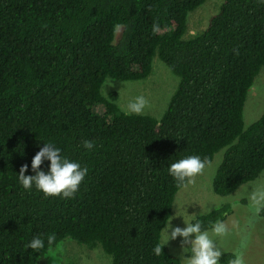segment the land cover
Wrapping results in <instances>:
<instances>
[{"label":"trees","instance_id":"trees-1","mask_svg":"<svg viewBox=\"0 0 264 264\" xmlns=\"http://www.w3.org/2000/svg\"><path fill=\"white\" fill-rule=\"evenodd\" d=\"M205 2L0 0V264H40L50 234L59 245L101 247L112 264H181L165 246L153 252L182 189L170 165L191 155L211 164L225 150L212 185L220 197L264 172V113L244 124L264 68V0H224L206 29L187 37L189 15ZM156 57L179 77L160 119L127 115L117 92L102 95L108 78L147 80ZM44 143L88 168L74 197L19 182L24 164L35 175ZM230 214L225 204L196 219L210 231ZM37 236L39 252L27 247ZM233 258L222 254L220 264Z\"/></svg>","mask_w":264,"mask_h":264},{"label":"rangeland","instance_id":"rangeland-1","mask_svg":"<svg viewBox=\"0 0 264 264\" xmlns=\"http://www.w3.org/2000/svg\"><path fill=\"white\" fill-rule=\"evenodd\" d=\"M223 1L206 0L203 6L192 12L188 17L187 37L195 36L203 32L208 25L209 19L218 12ZM178 85L179 77L174 75L156 57L153 62L152 75L147 80L123 82L108 78L102 87V95L108 97L111 93L117 92L119 95L118 105L122 110L129 100L142 95L149 101V107L141 115H148L160 119L166 111L168 103L177 90ZM95 112L100 115L105 112V109L100 105L95 108ZM263 113L264 68H262L256 78L255 84L246 101L244 108L245 129L255 123ZM224 153L225 150L217 153L213 162L205 168L203 174L195 177L193 184L182 188L178 192L173 205L172 217L169 220L173 228L185 227L184 219L192 222L193 217L191 215L193 214L199 217L225 204L231 206V214L225 221L229 227L232 228L233 221H238L241 227L244 225L246 220L245 207L247 204L244 194L247 188L251 191V184H254L258 180H264V172L257 180L242 186L234 194L228 197L217 196L213 192L212 185L218 167L223 160ZM170 232L171 229H169ZM164 236L165 230L162 233V238ZM182 239V237H177L175 240H169L164 245L171 254L179 259H181L183 253L181 246ZM242 239L243 237L239 229L234 230L229 237L220 241V246L223 250L222 254L233 253L236 248L242 246ZM243 250L246 264H264V222L257 224L250 231L246 246H244ZM40 264H112V260L105 254L101 247L95 250H88L74 241L67 240L60 244L58 252L54 248L53 251L43 257Z\"/></svg>","mask_w":264,"mask_h":264},{"label":"clouds","instance_id":"clouds-1","mask_svg":"<svg viewBox=\"0 0 264 264\" xmlns=\"http://www.w3.org/2000/svg\"><path fill=\"white\" fill-rule=\"evenodd\" d=\"M120 27V25H116L115 30L119 31ZM159 31V25L154 23L153 33ZM147 107H149V101L141 95L129 100L123 110L127 115H141ZM82 145L85 149L92 150L95 147V142L84 140ZM45 160L50 161V170L47 173L40 170ZM208 166H210L208 158L201 159L199 155H191L172 163L168 170L177 181L178 186L183 188L193 184L195 177L203 174ZM31 168L35 175H25L28 165L21 166L19 182L27 190H31L35 186L37 190L44 193L45 197H74L88 174L87 167L82 168L79 163L63 157L61 150L52 143H44V146L33 157ZM250 186L251 191L247 188L244 194L247 204L245 207L246 220L242 227L238 221H233L232 228H230L225 221L218 220L212 224L211 231H209L203 228L201 221L196 219L197 215L193 214L191 216L195 222L184 219L186 226L183 228H173L170 222L164 226L165 236L154 247V254L160 256L164 245L169 240L182 237L181 264H220L223 253L220 241L229 237L234 230L239 229L243 237L242 246L234 250V258L229 261V264H246L243 248L246 246L248 235L257 224L264 222V180H258ZM169 229H171L170 233ZM47 245L50 252L53 251L54 246L57 252L60 249L54 234L47 236ZM27 247L39 252L45 247V240L39 236L34 237Z\"/></svg>","mask_w":264,"mask_h":264}]
</instances>
